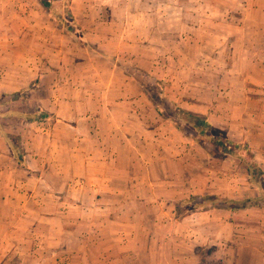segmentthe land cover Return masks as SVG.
Returning <instances> with one entry per match:
<instances>
[{
	"label": "rangeland",
	"instance_id": "rangeland-1",
	"mask_svg": "<svg viewBox=\"0 0 264 264\" xmlns=\"http://www.w3.org/2000/svg\"><path fill=\"white\" fill-rule=\"evenodd\" d=\"M50 2L0 0V264H172L176 252L205 258L220 248L190 236L200 226L197 215L186 220L193 213L264 218V0ZM179 108L248 144L261 186L244 150L224 151L210 140L213 127L198 132ZM42 110L46 119L29 115ZM57 124L122 126L112 132L114 191L99 194L112 205L72 206L95 198L68 189L78 178L65 176L57 139L72 140L74 129ZM8 135L20 137L25 166ZM205 194L261 198L237 210L177 208ZM62 223L63 249L52 254Z\"/></svg>",
	"mask_w": 264,
	"mask_h": 264
},
{
	"label": "crops",
	"instance_id": "crops-1",
	"mask_svg": "<svg viewBox=\"0 0 264 264\" xmlns=\"http://www.w3.org/2000/svg\"><path fill=\"white\" fill-rule=\"evenodd\" d=\"M101 113L105 114L106 109H102ZM57 125L60 126L64 134L68 131L66 125H69L72 127V129H74L72 131V140L70 138H65V135L57 139L58 160L66 163V169L64 171H68L70 169L72 172V174H65V176L78 178V181L73 183L74 186L72 183H69L68 189L72 190L73 192L75 190H80L81 192H87L90 194L92 193L94 195L93 197L95 198L92 201H87V203L84 200H78L75 202L73 201L71 202L72 206L76 204L75 206L79 208L93 209L106 208L108 203L112 205L111 201L107 203L103 202L102 200H108L104 196H99V194H107L114 191L112 179L115 174H113L114 176L111 175L112 163L114 161V153L112 151V132L114 127L122 126H118L117 124H115V126L113 124ZM82 177L92 179V181L86 184L84 183V180H82ZM74 180H76V178H74ZM76 186H78V188H75ZM58 203L65 207L66 201L62 200ZM62 215H64V212H62ZM193 215H197L198 218H200V220H197L200 221V226L192 229V234H190V232H188V234H190V236L195 235L196 239L199 238L201 241L210 239L211 243L213 242L214 244L219 245L220 248L216 252L217 254L206 253L205 258L203 255L201 256V254L197 252H176L174 255H172V264H264V232L262 231V229H264L262 226L264 225V218H257L255 225L252 221H250V223H242L240 219L227 221L226 210L211 209L207 211L196 212L195 214L193 213L192 215L186 217V220H192ZM89 220L93 221V218H89ZM204 225H207L210 228L209 234L208 231L203 230L202 226ZM229 225L230 231H227L226 227H229ZM213 227H215V230H212ZM241 231H247L246 233L248 235H246V237L253 236L256 240L252 241L248 238L245 240V237L241 234ZM99 233L101 234V232ZM99 233H89L88 237H90V239L92 238L96 240L95 235H99ZM78 235L79 234H77V236ZM83 235L87 236L86 234ZM109 235L110 234L108 233L103 234L104 238H101V240L104 239L106 242L111 241ZM64 236L65 226L62 223L61 228L56 230V238H51V240L55 239L56 243H48L49 245L47 247L51 248L50 253L52 252V254L56 255L60 253L59 250L63 249L64 245ZM84 236L81 237L80 234V238L82 240H84ZM204 236L206 238H203ZM230 242L232 243L230 244ZM241 242L248 245L242 246ZM54 245L56 248H52ZM59 246L62 248H59ZM230 246L232 249L231 253L229 248H227ZM104 247V253H99V256L111 258V256L108 255H111L112 253V250H110L111 247L106 246V244ZM46 250L49 252L48 248ZM84 251L85 248H82L80 254L85 256L86 253Z\"/></svg>",
	"mask_w": 264,
	"mask_h": 264
},
{
	"label": "trees",
	"instance_id": "trees-1",
	"mask_svg": "<svg viewBox=\"0 0 264 264\" xmlns=\"http://www.w3.org/2000/svg\"><path fill=\"white\" fill-rule=\"evenodd\" d=\"M42 3L48 7L51 8V2L50 0H41ZM20 95V91L14 92L13 96ZM180 112H185L187 115L184 120L188 121L190 124H192L195 129L198 130V132L206 135V131L210 129L212 126V123L207 120L206 118H203L199 114H195L190 111H184L181 108H179ZM32 117H37V119H46L49 116V112L47 111H41V112H35L29 114ZM180 127V124L177 125ZM212 130L215 132L214 134H210V140L218 145L219 147L223 148L224 151L235 153L238 150H244L246 154L249 155V158L244 157V162L246 163V168L249 174L251 175L252 179L256 182V184L261 186V181L258 182V177L263 175V169L258 164V162L254 158V154L248 144H244L241 142H234L227 138L224 135V131L212 128ZM7 143L13 152L14 156L17 159L18 164L23 167L26 164L25 159V151L23 146L20 142L19 136H12L8 135L6 136ZM264 193V192H263ZM262 193V195H264ZM261 197H249L245 199H232V198H220L214 194H205L202 196H190L178 203L177 208H182L183 205L187 204L189 207L195 209H211V208H229L232 210H237L241 208H246L251 205L252 200L258 201Z\"/></svg>",
	"mask_w": 264,
	"mask_h": 264
}]
</instances>
